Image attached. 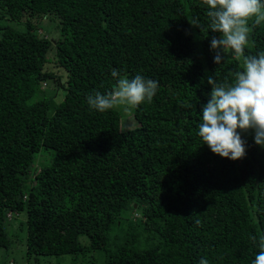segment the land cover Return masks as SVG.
Listing matches in <instances>:
<instances>
[{
	"label": "trees",
	"instance_id": "16d2710c",
	"mask_svg": "<svg viewBox=\"0 0 264 264\" xmlns=\"http://www.w3.org/2000/svg\"><path fill=\"white\" fill-rule=\"evenodd\" d=\"M207 11L202 0H0V248L25 213L28 258L94 262L101 251L102 264H252L264 238V154L251 130L236 161L198 134L207 77L231 82L242 71L231 53L214 63ZM46 18L56 41L39 33ZM249 27L244 54L258 55L264 21ZM114 69L158 83L134 107L133 127L116 108L87 103L112 90ZM47 81L64 92L54 112Z\"/></svg>",
	"mask_w": 264,
	"mask_h": 264
},
{
	"label": "clouds",
	"instance_id": "9594fccd",
	"mask_svg": "<svg viewBox=\"0 0 264 264\" xmlns=\"http://www.w3.org/2000/svg\"><path fill=\"white\" fill-rule=\"evenodd\" d=\"M207 6V29L218 33L211 39V50L216 54L214 63L221 64L229 53L242 58V71H237L231 82L218 83L214 75L207 77L211 85L210 99L202 107V123L198 134L203 144L216 155L232 161L246 155L242 132L254 133V142L264 147V52L245 56L249 43V22L264 21L262 0H202ZM188 22L202 29L199 18L188 17ZM40 33H42L40 31ZM111 76L116 84L106 94L95 91L87 96L90 109L105 112L123 107L125 111L145 101H151L158 83L140 75L129 79L121 77L117 70ZM46 83V82H45ZM256 243V237H249ZM259 252L252 264H264V238L259 242ZM200 264H208L202 259Z\"/></svg>",
	"mask_w": 264,
	"mask_h": 264
},
{
	"label": "rangeland",
	"instance_id": "374dc122",
	"mask_svg": "<svg viewBox=\"0 0 264 264\" xmlns=\"http://www.w3.org/2000/svg\"><path fill=\"white\" fill-rule=\"evenodd\" d=\"M55 21V20H54ZM51 21V18H46L41 21L42 25L41 32L47 36L49 39L57 40L59 38V33L56 27V23ZM3 23L8 24L6 19L0 20V25ZM13 27H17L19 29H24V23L22 24H15L11 23ZM40 33V31H39ZM54 51L51 52L49 58L52 62H55ZM47 69L57 71L60 76H65V72L62 69L56 68L55 65L49 64L47 65ZM46 96L50 97L52 100L51 110L54 112L56 106L64 99V92L58 87L57 83L54 81H47L42 85L41 89ZM121 113L123 119V127H133L135 125V121L133 118L134 108L125 111L123 107L116 108ZM261 155L264 154V147L259 146ZM53 154V151H49ZM46 153L45 157L49 162L52 159V155ZM9 235L12 239V245L10 249H2L0 248V264H102L103 258L101 251L95 253L94 262L91 261L93 258L91 256H86L85 258H79L76 263H73L72 257L70 256H63V257H30L27 256V226H26V214L21 213L18 216H15L12 222L9 225ZM82 242L88 244V240L86 238H81ZM88 257V258H87ZM86 260L85 262H83Z\"/></svg>",
	"mask_w": 264,
	"mask_h": 264
},
{
	"label": "built area",
	"instance_id": "2783aa9c",
	"mask_svg": "<svg viewBox=\"0 0 264 264\" xmlns=\"http://www.w3.org/2000/svg\"><path fill=\"white\" fill-rule=\"evenodd\" d=\"M12 215H11V213H9V217H11Z\"/></svg>",
	"mask_w": 264,
	"mask_h": 264
}]
</instances>
